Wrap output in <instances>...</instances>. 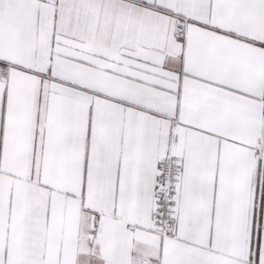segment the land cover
I'll return each instance as SVG.
<instances>
[{
  "label": "snow or ice",
  "instance_id": "6c2138e0",
  "mask_svg": "<svg viewBox=\"0 0 264 264\" xmlns=\"http://www.w3.org/2000/svg\"><path fill=\"white\" fill-rule=\"evenodd\" d=\"M0 264H264V0H0Z\"/></svg>",
  "mask_w": 264,
  "mask_h": 264
}]
</instances>
